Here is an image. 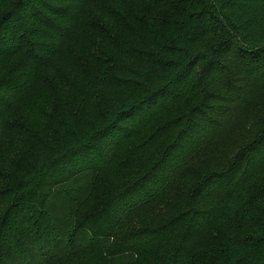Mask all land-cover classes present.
Instances as JSON below:
<instances>
[{
	"label": "trees",
	"instance_id": "16d2710c",
	"mask_svg": "<svg viewBox=\"0 0 264 264\" xmlns=\"http://www.w3.org/2000/svg\"><path fill=\"white\" fill-rule=\"evenodd\" d=\"M65 53L83 77L0 158L1 264H264V0H0V148Z\"/></svg>",
	"mask_w": 264,
	"mask_h": 264
},
{
	"label": "rangeland",
	"instance_id": "374dc122",
	"mask_svg": "<svg viewBox=\"0 0 264 264\" xmlns=\"http://www.w3.org/2000/svg\"><path fill=\"white\" fill-rule=\"evenodd\" d=\"M75 45V43L70 44V46L72 47H75ZM77 48L78 46L74 48L76 52ZM75 73H78L83 77L84 66L83 64L78 62L77 58L73 56L72 53L63 54L61 57L54 60L51 67L42 69V74L46 77H42L40 79L37 88L25 93L8 114L7 121L9 124V134L11 136V138L9 139H12L13 145L11 147H8L9 141H6L5 144L0 148V158L5 159L7 163H10L11 160L18 159L17 156L19 155V153L16 150L17 141L15 140L16 137H14L15 134H17V131L12 130L13 126H22L23 129L29 130L34 127L40 126L43 121H47L48 117L52 116V113L48 107V102H45L46 96L49 94L51 89H60L63 91L66 86V79L71 77ZM252 110L253 108H251L248 112H251ZM241 129V126H239L236 129V132L241 133ZM18 143L20 146L23 145L22 142ZM109 170L116 171V173L112 176L113 178H109L107 180L108 174L106 173ZM109 170L104 173V182L100 185L99 181V183L96 185L95 191L92 194L88 204L77 213L75 222L72 225L73 231L78 229L80 223L85 221L84 219L93 220L94 217L98 214V212L100 211V201L102 195H104L105 193V187L107 185L112 186L110 190L111 193L114 191L116 193L119 190L117 189L119 185V179L117 175L121 173V168L115 165L114 167H110ZM115 176L116 178H114ZM6 186L7 185L4 182L0 181V187ZM1 231L2 228H0V243L3 240ZM10 232L12 235V239L17 240L18 233L14 229ZM79 256L80 254H78V252L73 251L69 260L59 262L57 261L58 259H53L52 264H79Z\"/></svg>",
	"mask_w": 264,
	"mask_h": 264
}]
</instances>
